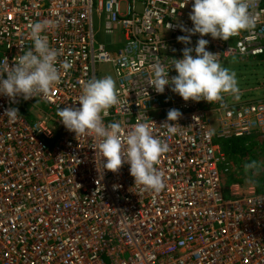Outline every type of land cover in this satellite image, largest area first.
<instances>
[{"label":"built area","instance_id":"built-area-1","mask_svg":"<svg viewBox=\"0 0 264 264\" xmlns=\"http://www.w3.org/2000/svg\"><path fill=\"white\" fill-rule=\"evenodd\" d=\"M186 3L0 0V68L33 47L29 25L38 21L51 22L42 35L58 61L72 65L46 97L0 96V264H264V192L250 183L225 189L232 165L218 142L264 135V98L224 99L221 107L150 87L154 62L170 68L200 39L177 41L186 35L181 26L193 27L194 0ZM249 11L253 29L228 41L203 37L221 65L264 56V0ZM102 64L113 68L119 99L104 123L128 130L147 122L169 146L156 165L165 184L158 193L135 185L127 164L117 173L103 169L94 137H76L59 121L58 109L79 107L83 85ZM23 105L32 120L4 117ZM170 109L182 113L175 134L161 126Z\"/></svg>","mask_w":264,"mask_h":264},{"label":"clouds","instance_id":"clouds-1","mask_svg":"<svg viewBox=\"0 0 264 264\" xmlns=\"http://www.w3.org/2000/svg\"><path fill=\"white\" fill-rule=\"evenodd\" d=\"M255 3L256 0H194L189 15L193 27L181 26L180 31L186 35L178 36L177 41L189 45L191 36L197 34L200 39L195 48H183L182 58H173L170 68L159 61L154 62L151 65L150 87L163 94L168 86L185 102H219L221 107L225 106L226 95L239 99L235 72L221 65L220 54L206 50L209 41L203 37L210 35L214 40L228 41L242 30L253 29L257 17L249 9ZM51 26L50 21L30 23L33 47L18 55L14 66L7 62L0 68V96L8 97L12 103H16L18 97L25 101L37 96L46 97L59 82L61 72L71 68V62L58 61L59 52L51 48L42 35ZM172 70L177 75L169 79ZM77 103L79 107L65 106L57 111L59 121L66 130L75 133L76 137H94L97 141L96 156L100 157L103 169L117 173L127 164L135 185L140 186L142 191L160 192L165 187L164 174L156 165L161 155L169 151L168 144L153 135L147 122L136 123L125 130L119 122L106 125L103 121L102 114L119 103L116 81L111 76L87 81ZM19 116L18 108L9 107L4 112V117L10 122H15ZM181 117L178 109H170L161 126L167 129L168 134H175ZM244 170L252 177L257 176L261 163L255 160L246 162Z\"/></svg>","mask_w":264,"mask_h":264},{"label":"trees","instance_id":"trees-1","mask_svg":"<svg viewBox=\"0 0 264 264\" xmlns=\"http://www.w3.org/2000/svg\"><path fill=\"white\" fill-rule=\"evenodd\" d=\"M247 61H256L263 65L264 56L256 58L247 57L238 60L239 63H245ZM27 108L26 105H23V107L19 109V112L25 115L29 120H32L33 117L29 116ZM39 108L41 109L42 107ZM218 142L232 165L231 172L226 174L223 178L225 189L234 183L245 184V181H249L251 177V186L260 193L264 192V135L253 133L250 136L242 138L219 139ZM260 155L262 156L260 157ZM251 160L261 163V171L259 175L254 177H252L250 173H245L244 170V164Z\"/></svg>","mask_w":264,"mask_h":264},{"label":"rangeland","instance_id":"rangeland-1","mask_svg":"<svg viewBox=\"0 0 264 264\" xmlns=\"http://www.w3.org/2000/svg\"><path fill=\"white\" fill-rule=\"evenodd\" d=\"M97 38L98 40H101L103 35H98ZM222 66L227 67L230 71L235 72L239 87V99H234L232 96L227 95L224 99L232 103L246 102L264 98V64L262 65L256 61L239 63L237 59L233 58L231 61L224 63ZM105 76H111L116 81L111 65H99V75L97 79L103 78ZM42 108L45 111L48 110L45 105H43ZM262 155H260V157ZM249 183L250 182L248 180L245 181L246 186H249Z\"/></svg>","mask_w":264,"mask_h":264}]
</instances>
